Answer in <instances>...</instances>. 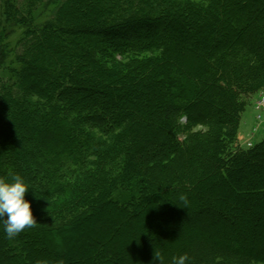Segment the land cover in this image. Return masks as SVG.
<instances>
[{
	"label": "trees",
	"instance_id": "16d2710c",
	"mask_svg": "<svg viewBox=\"0 0 264 264\" xmlns=\"http://www.w3.org/2000/svg\"><path fill=\"white\" fill-rule=\"evenodd\" d=\"M0 7V176L25 179L37 221L9 238L0 220V264H45L37 236L73 232L87 264H264V137L237 143L264 89V0ZM234 222L248 245L217 236Z\"/></svg>",
	"mask_w": 264,
	"mask_h": 264
},
{
	"label": "rangeland",
	"instance_id": "374dc122",
	"mask_svg": "<svg viewBox=\"0 0 264 264\" xmlns=\"http://www.w3.org/2000/svg\"><path fill=\"white\" fill-rule=\"evenodd\" d=\"M0 1L3 3V0H0ZM1 10H2V8L0 9V11ZM41 11L42 10L40 8H38V6H37V8L35 9V14H37L36 16H39ZM20 17H22V15H20V14L16 15V20H19ZM20 24L21 23L19 21H16V23H14L12 25L13 32L12 33L11 32L6 33V31H5L4 35L2 36V40L3 41H9V40H12L15 37H17L18 34L21 32ZM37 24H39V23L37 22ZM6 56H7L6 60H9L8 54ZM5 66H6V64L4 65V64L0 63V75L4 72L3 68ZM3 74H5V73H3ZM1 76H4V75H1ZM263 98H264V89H260L256 93L251 95V97L248 101L249 104L245 110L252 107L254 114H253L252 110L249 111L250 112V114L248 115L249 126H248V128L246 127V129L244 131L245 138H241L239 141L237 140L238 145L240 147H249V145H247L248 143H251V145H254L256 142H258L261 138L264 137V103L262 102ZM257 114L260 116V118H259L260 120L257 119V117H256ZM253 115L255 116V123H254ZM252 124H253V126H252ZM215 218H216L215 221H210L208 218H205V219H203L202 222H201V220L199 222H194L190 226V229H194V227H196V224L198 226L197 227L198 230H200V226H206L207 224L212 226V228L214 227V229H215V228H217L218 223H220L222 221V219L217 218L216 216H215ZM222 224H224L222 226V228H219V231L216 232L217 236H219V237L222 236V237H227V238L229 237L230 239H232L234 241V242H232V244L235 243V244L241 245L243 247L248 245L249 242L242 239L244 237V235H243V232H241L240 227L235 229L236 226L238 225L236 222H234V223H222ZM201 231L206 233V234L210 233L209 231L204 230V229H202ZM70 234H72L73 237H70ZM70 234L66 233L65 238L60 237L58 235V233H55L52 236H48L49 240H51V242H52V244H50V245L46 244V242L45 243L44 242L38 243L37 240L41 239V235H38L33 248L36 250V252H38L40 254H42V253L44 254L43 260L46 261L45 264H70V263H74L76 261H79L81 264H87V263L83 262V260H80L81 256L78 253L79 252L78 250L80 249V247L84 246L87 241L83 238L82 235H80L76 232H73ZM42 237L44 238L45 235H43ZM68 237H69V239H68ZM72 238H73V240H72ZM163 240L164 239H162V241L158 242V246L162 245L163 244L162 242H165ZM89 244L94 245L91 242H89ZM94 247H95V245L92 248H94ZM143 247L144 246H140L141 249H139V250L140 251L145 250V248H143ZM71 249L73 252L72 254L70 252ZM116 253L117 252H115V254ZM56 255L60 256L57 258V263L55 262ZM70 255H71V257H70ZM198 258H199L198 254L194 252L190 256V258L186 262V264H195V262L198 260ZM247 264H262V263L251 262V263H247Z\"/></svg>",
	"mask_w": 264,
	"mask_h": 264
},
{
	"label": "clouds",
	"instance_id": "9594fccd",
	"mask_svg": "<svg viewBox=\"0 0 264 264\" xmlns=\"http://www.w3.org/2000/svg\"><path fill=\"white\" fill-rule=\"evenodd\" d=\"M29 191L25 179L16 173L9 177L0 176V220L3 222V230L9 238L23 232L26 228L33 227L35 220L30 202L25 199V193ZM156 261L163 264L160 253H155ZM172 264H186L188 255H174Z\"/></svg>",
	"mask_w": 264,
	"mask_h": 264
},
{
	"label": "crops",
	"instance_id": "0c3cea01",
	"mask_svg": "<svg viewBox=\"0 0 264 264\" xmlns=\"http://www.w3.org/2000/svg\"><path fill=\"white\" fill-rule=\"evenodd\" d=\"M252 110V112H253V114H254V111H253V108L252 107H250V108H248L247 110H245L243 113H242V115H241V119H240V123H239V127H238V134H237V140L239 141L241 138H245V135H244V131H245V129H246V127L248 128V126H249V123H248V120H249V118H248V115L250 114V112L249 111H251ZM253 118H254V123H255V116L253 115ZM253 123V124H254ZM253 124H252V126H253ZM251 126V127H252ZM250 127V128H251ZM242 141V140H241ZM240 141V142H241ZM238 143V142H237Z\"/></svg>",
	"mask_w": 264,
	"mask_h": 264
},
{
	"label": "built area",
	"instance_id": "2783aa9c",
	"mask_svg": "<svg viewBox=\"0 0 264 264\" xmlns=\"http://www.w3.org/2000/svg\"><path fill=\"white\" fill-rule=\"evenodd\" d=\"M262 102L264 103V98H263ZM256 117H257V119H258V120H260V119H259V118H260V116H259L258 114H257V116H256ZM247 145H249V146H250V145H251V143H248Z\"/></svg>",
	"mask_w": 264,
	"mask_h": 264
}]
</instances>
